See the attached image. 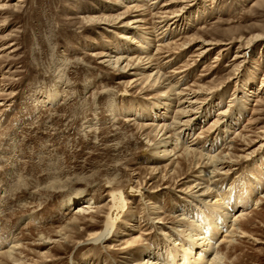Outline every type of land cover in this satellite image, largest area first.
I'll list each match as a JSON object with an SVG mask.
<instances>
[{
  "label": "rangeland",
  "instance_id": "rangeland-1",
  "mask_svg": "<svg viewBox=\"0 0 264 264\" xmlns=\"http://www.w3.org/2000/svg\"><path fill=\"white\" fill-rule=\"evenodd\" d=\"M117 16L142 21L131 30L102 23ZM181 91L203 108L189 134L169 130L176 154L167 157L158 125L172 123ZM263 142L264 0H0V253L18 245L21 260L2 264H127L151 247L171 264L182 240L195 244L190 261L205 247V263L221 249V264H264V180L229 211L234 220L245 209L244 233L208 246L196 234L223 208L180 192L207 183L200 159L184 153L192 145L231 158L232 170L211 183L234 196L226 208L242 202L264 177ZM116 195L127 206L110 238L90 240ZM91 201L90 214L77 213ZM139 233H149L144 244L123 254Z\"/></svg>",
  "mask_w": 264,
  "mask_h": 264
},
{
  "label": "bare ground",
  "instance_id": "bare-ground-1",
  "mask_svg": "<svg viewBox=\"0 0 264 264\" xmlns=\"http://www.w3.org/2000/svg\"><path fill=\"white\" fill-rule=\"evenodd\" d=\"M175 16H178V14L175 15ZM123 18H124V16H119V17L117 16L115 18L116 19L115 23L107 22L106 20L103 21V22L101 21V22L107 28H109V27L113 28L116 25H118V26L123 27L125 30H127V29L131 30V29L139 27V22L142 21V19H140V18H135V19H132V20H123ZM124 38H129V37L124 35ZM258 38H260V37H257L255 39H258ZM205 51H207V48L202 49V52H205ZM242 56H244V55H242ZM105 57H106L105 58L106 62L113 63V65L114 64L117 65V67L122 69V70H125L128 67H129V69H131L130 64L128 62L124 64V61L126 60L125 57H122V56L121 57H116V56H111V55H105ZM152 75L153 74H150L149 76H152ZM156 75H155L154 79H155V82H158L160 80V78H161V74L157 73ZM165 84H167V83H165ZM167 86L168 85H166V87ZM169 89H170V91L174 92L172 86L171 87L169 86ZM176 94L179 97L181 96L180 100L178 101V105H177V107H178L177 115L174 117V120L172 121L171 124L162 125V126L158 125L160 127V130H158V131L159 132L163 131V134L161 135L160 139L158 140L157 146H159V148H163L162 149L163 155L167 156V157H170V156H173V155L176 154L175 153V149H173V150L169 149L170 148V144H171L170 138L173 137L171 134L167 135L169 130L171 128H173V127H176L177 129L179 128V132L184 131L185 134H189L188 126L189 127H194L195 126L196 122L198 121L200 111H202L201 108H203L202 107L203 106V101L199 100V98L196 96L195 93H193L191 96H188L189 93H187L186 96H184L182 91L179 92V93H176ZM185 103H187V104H185ZM225 112H227V109H224V110L220 111L219 114H225ZM225 117L221 118V119L214 120L213 130H216L215 128L218 126L219 122H223V121L226 120ZM211 128H212V126H211ZM176 137H177V135H176ZM178 139H180V138H177V140ZM168 146H169V148H167ZM185 146H186V144H185ZM262 147H264V142L260 145V148H262ZM173 151H174V153H173ZM184 153L188 157H189L190 154H193L194 157L200 159L201 162H200V165H198V169H199L198 172L203 177L205 176V178L207 179V183H205V182L202 183V182H199V181H195L193 184L187 186L186 188H184V187L181 188L180 192L190 196L192 198V200H194V199L201 200L206 205H210L213 208H217V207L223 208V210L221 211V215H220L221 217L220 218L217 217V216H216L217 218H215V216L211 217L210 215H207V218H206V221H205L204 225L200 228L201 229L200 233L198 231L196 236L198 238H200V239H204L203 243H205L206 246H208L209 244L212 245L213 243L211 242V240L213 238L217 237L219 234H221L222 243L223 242H232L233 240H235V238H236V236H237V234L239 232L240 233H244V232L241 231L240 227L237 226V222H238V220H240V217L244 214L245 209H243L241 211V214L238 217H236L234 220H229V218H228L229 215H230L229 211L232 213L233 209L237 208V206L240 203L245 204L247 201H249L251 199V195L253 194V191L256 189V186H258V184H260L261 181L264 180L263 179L264 177L259 178L257 180L258 183L256 182L257 184L256 183H254V184L252 183L253 184L252 191H249V193H247V195L242 200V202H240V201H236V202L232 201V204L230 202L231 207L230 208L229 207L226 208L225 207V200H224L225 197L230 195L231 199H228V201H229V200H232L233 199L232 197H234V196L232 194L226 195L225 193L220 192L221 190L220 189H216V187H214L213 183H211V182L216 177V175L226 174L230 170H232L233 161L231 160V158H228L226 156L220 155L219 153H217V154H210V153L207 154V153H204L202 150H200V149H198V148H196V147H194L192 145L189 146V147L186 146L185 149H184ZM205 166L209 168L208 172H206L207 170H203V168ZM139 191L140 190H133L132 191V195H135L136 193L139 194V195H141V194L143 195L144 194L143 191H140V192ZM210 197H213L214 201H212L213 199L212 200L209 199ZM92 203H95V201H91V202H88V203L81 204L80 206H78L76 208L77 209V213L90 214L92 212V210L86 211L87 210L86 208H89V206ZM210 203H212V204H210ZM125 205L126 204H125L124 200L120 199L118 197V195H116L114 210H113V213H112L111 217L109 218V220H108V222L106 224L105 230H103L101 232H95V233L91 234L90 240L95 241V242H106L110 238L115 224L118 223L117 221L120 218L121 213H122V211L125 208ZM213 213H215V212L213 211ZM162 219L163 218L160 217L158 219V223H161V225H164V221ZM185 219H188V218H186V217L182 218V220H185ZM225 226L229 227L231 230L230 231L227 230L226 232L222 231V229L224 230ZM189 229H182V231H187ZM162 230H164L163 232L165 234H167L168 236H171L172 235L171 233H173V232H171V229L169 231H166L165 229H162ZM206 233L210 234L211 236H207ZM145 234H149V233H145ZM145 234H140L139 233V234H136L135 236H133L131 240L128 239V241H126L127 242L126 246H124L122 248L123 249L122 253L123 254L124 253H128L129 254L130 252L132 253V252H134V250L136 251L138 248H140L144 244V241H145L144 235ZM206 242H207V244H206ZM181 244H182L181 247L183 248V251H182V254H181L182 255V259L181 260H176L175 259L176 258L175 257L176 254H175L173 256V260H171V264H221L222 257L219 255L221 249L216 252V254H215L216 257L213 260L210 259V260H208L207 263H205L206 258L208 257V255H207L208 249L204 247L203 248L204 250L203 249L201 250V247H200L199 248L200 250L196 254V255H198V258L193 260L194 261L193 262V261H190L191 260L190 255L194 253V251H193V249L195 247L194 242L193 241L189 242V241H186V240H182ZM18 247H19L18 245H13L12 247H10V249L6 250L5 252L0 253V260H2L1 259L2 257H4V259H5V257H7L10 260L12 259L16 263H18V262L21 263L20 258H18L17 254H16L17 252H15L17 249H19ZM153 249L154 248H152V247L149 248V250H147L145 252V257L142 260H139L137 262L135 261V262H132V263L129 262L127 264H161V263H159V260H157L156 258L155 259L152 258L153 255L157 254L155 249L154 250ZM202 254H203V256H200ZM126 258H127V256H126ZM203 258H204V260H202ZM197 260H199V261L197 262ZM0 264H2L1 261H0Z\"/></svg>",
  "mask_w": 264,
  "mask_h": 264
}]
</instances>
